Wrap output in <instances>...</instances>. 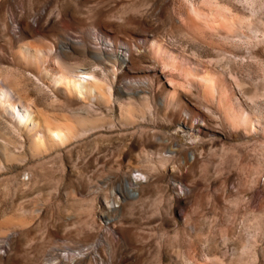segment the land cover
<instances>
[{
  "label": "rangeland",
  "instance_id": "rangeland-1",
  "mask_svg": "<svg viewBox=\"0 0 264 264\" xmlns=\"http://www.w3.org/2000/svg\"><path fill=\"white\" fill-rule=\"evenodd\" d=\"M5 77L71 135L35 149L0 115V264H264V0H0Z\"/></svg>",
  "mask_w": 264,
  "mask_h": 264
},
{
  "label": "bare ground",
  "instance_id": "bare-ground-1",
  "mask_svg": "<svg viewBox=\"0 0 264 264\" xmlns=\"http://www.w3.org/2000/svg\"><path fill=\"white\" fill-rule=\"evenodd\" d=\"M253 36L254 38L259 37L257 35V32H253ZM240 38L242 39V37H240L239 35L238 39L241 40ZM249 39L251 40V38ZM107 41H102L101 45L104 46L105 48H111L112 46L109 43L110 41L109 42ZM79 45L83 46L82 48L83 52L91 55L97 63H101V64L103 63L102 52L98 50H94L92 48H88L82 42H80ZM62 47L69 48V45L64 43L62 44ZM158 49H160V47H158ZM22 54L23 57H21ZM22 54L20 55L19 58H22L23 61L28 59L30 56L34 58V56L30 54L29 49H25L24 52H22ZM234 56L238 57V55L235 54ZM123 57H124L123 60L126 61L127 60L126 57H128V55L125 54L123 55ZM260 67H262L261 64ZM76 73L77 72L75 70H69L66 73H57V74L56 73L51 74L48 73V71H45V73H41V74L39 73L40 75L38 76V78L36 77L35 78L38 81L40 79L47 80L48 82L47 85L52 90L61 91L64 92L65 94L75 96L82 100L98 101L99 99H102L104 101H107V98L110 97V90L108 89L107 91H105L104 89L105 83L103 84V82L99 80L97 77H95L94 74L84 73L85 75L82 74L79 76L76 75ZM3 82H4L2 86L3 89H0V115L6 117L11 122L13 121L16 126L20 127L21 131L28 134L30 136L29 137L30 145H32L33 148L35 149L44 148L46 145V140L50 142L53 146L58 145L60 143L62 144L67 143V140L70 138L71 135V132L68 128H61V126L51 127L50 125H49L50 127L49 126L43 127L41 125L39 112L35 108L34 104L29 101H22L21 99H19L18 92L16 88L13 87V82L11 81V79L5 77L3 79ZM200 82L201 84L207 87H213V85H215L214 81L206 77H204L203 79L201 78ZM220 95H221L219 102L220 105L224 107L225 110H226L225 106L226 107L228 106L229 107L228 109L234 112L235 108L231 105V100L232 101L234 100L232 98L234 97L233 92L231 90L228 91L223 88V91L221 92ZM236 119H238L236 123L241 122L244 126L249 127V125H251L253 129L257 128V122L254 119H252L251 115L246 110H242V115L240 117H236ZM48 124H50V121L48 122Z\"/></svg>",
  "mask_w": 264,
  "mask_h": 264
}]
</instances>
